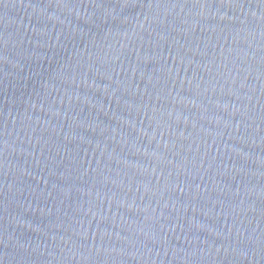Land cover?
<instances>
[{"label":"water","instance_id":"obj_1","mask_svg":"<svg viewBox=\"0 0 264 264\" xmlns=\"http://www.w3.org/2000/svg\"><path fill=\"white\" fill-rule=\"evenodd\" d=\"M0 264H264V0H0Z\"/></svg>","mask_w":264,"mask_h":264}]
</instances>
